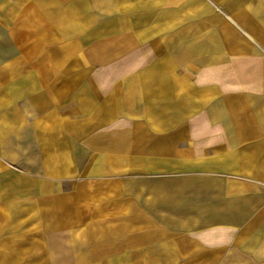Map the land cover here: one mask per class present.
I'll use <instances>...</instances> for the list:
<instances>
[{
  "label": "crops",
  "instance_id": "1",
  "mask_svg": "<svg viewBox=\"0 0 264 264\" xmlns=\"http://www.w3.org/2000/svg\"><path fill=\"white\" fill-rule=\"evenodd\" d=\"M0 264H264V0H0Z\"/></svg>",
  "mask_w": 264,
  "mask_h": 264
}]
</instances>
